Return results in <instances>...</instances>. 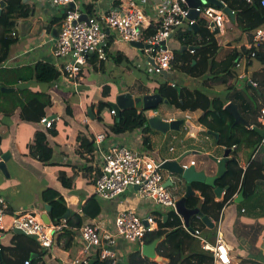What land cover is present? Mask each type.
Masks as SVG:
<instances>
[{
  "label": "crops",
  "instance_id": "crops-1",
  "mask_svg": "<svg viewBox=\"0 0 264 264\" xmlns=\"http://www.w3.org/2000/svg\"><path fill=\"white\" fill-rule=\"evenodd\" d=\"M123 1L124 0H91V3L97 4L98 7L102 10H108L114 7H118ZM26 2L29 3L30 12L25 18L19 19L17 21L14 31L11 32V39L15 40L16 43L9 48V58L4 66L7 68H23L27 70L26 73H29V71L31 72L33 69H35L37 64L48 63L54 66L58 71H60V65L63 64V61L57 60L54 56L56 43L55 37L53 36V32L56 29L60 30V22L55 21V19L58 18L57 16L60 14L59 10L47 1L42 2L40 0H24V3ZM155 3V0H150L149 2H142V5L144 4L143 6L147 7L148 14L152 17H155V15H153L150 8L155 5ZM59 21H61V19H59ZM230 21H233L235 25L230 27V29L228 30L223 29L221 31L220 29L214 31L210 29L208 25L206 26L208 33L212 35L214 44L216 45V47L211 48V50L214 51L212 57L215 56V53L217 51L222 50L219 56V61L226 59L229 54H231V52L235 50L242 53L243 50H246L249 47V44L251 42L250 33H245L238 26L234 19L228 17V21L225 24L231 23ZM153 25L155 26V23ZM185 28H187L186 24H184L179 29L183 30ZM226 31H229V33ZM107 32L112 36L114 42L112 44L108 43V41L112 39L107 38L105 46H102L103 56L105 57L103 60L105 62L106 73L99 74L97 72H92V65L88 64L84 69L85 72H87L88 77H85V82L82 86H80V92H74L73 88L67 85L66 89L64 86L65 84L62 82L61 76L57 81L50 83L39 82L37 80L30 79L28 81H20L18 84V86L24 87L25 89L30 88L32 91L35 89L34 91L37 93L47 94L52 99V104L53 93L56 94L60 92L61 98H64L66 92L67 94L69 93L71 95H75L77 101L76 121H73L72 123H70V125L63 124V121L60 120V118H62L63 116L60 110L48 112L49 116L47 117V119L53 121V127L51 129H48L41 123L37 126H33V124L23 125L24 122H21L20 118L18 117L21 113L20 109L16 110L15 115H13L12 117L17 119V125L15 126L14 132L11 130L10 124L8 122L10 119H12L10 118L7 119V123L9 126H7V128L0 133V155L6 152H9L11 154V158L7 163V168H13L10 167V163L14 160V153H17L20 157L26 160L31 159L33 165H35L36 163V167L33 165L32 166L35 167L37 170H39L38 165L40 164L43 175L46 171L45 168L47 167V165L43 164L42 158L40 156V150L37 145L32 144V142L36 137H45L54 150L53 158L48 166L54 169L52 174L57 176V179L60 174H63L64 177L67 179L68 185H64L59 177V187L45 188L44 180L41 185V189H39V187H37L36 189L30 188L26 190L25 197H23L24 188H21L24 185V181H21L18 187H13L9 185L8 192L7 189H5L6 185L4 184V180H0L1 185H3V189L2 191H0V194L8 200L10 214L28 212L34 209L43 211L45 210V206L48 205L42 202L43 192L48 188H55L61 192L68 210L72 212L70 217L74 221L76 228L89 224H96L100 225L102 228H105L107 230L113 229L117 215L123 210L131 209L139 211L142 216H148L152 213H155L158 217L161 218L159 232H161V230H164L165 232H167L166 234H170L171 230L169 228L162 227L161 223L164 220L162 218H166L168 213L171 211L168 209H163L161 207L154 208L153 206H149L145 201H143L139 197L138 191L134 189H127L124 193H122L111 201H105L98 198L95 195V180L97 172L96 167L101 163L103 154L108 151H111L113 148L116 147H126L131 148L132 150L138 152L140 155L150 156L158 163L175 161L185 156L180 163L181 165L189 164L190 162L195 161L196 165L192 168H194L196 172H203L206 177L216 176L218 171V164L212 159V157L219 160L222 159L225 154L226 148L218 144V140L220 138V135L218 133L214 132L218 135V137L210 135L208 133L207 128L200 124L199 118L204 113L203 109L200 108L195 111H182L174 106L165 104L168 107H160L156 111H145V115L148 121L156 114H160L162 116V119L166 122H171L173 120H186L189 117L190 120L198 128H204L206 130L204 132H199L196 138H189L187 140V130L184 125L181 126L180 131H169L168 133H162L158 130L152 129L149 125V122H147V131L145 130L146 128L144 126L143 129L141 128V130L136 129L132 132L123 131L122 134L116 137H108L106 135L107 138L102 146V151H96V154L94 155L93 159H90L89 157L80 155L78 153V135L85 129L88 130L89 134L93 135V137L99 133L105 134L106 130L109 129L113 124V119L110 114V110L113 109L111 107V103L115 102V98L118 95L124 93H130L133 96L153 95L155 91L158 90L157 88L159 83H162L167 79L169 80L168 82L174 83L177 86L176 88L180 87V90L182 88H187L191 91H203L206 94L208 93V97L210 100L215 98H221L225 100L228 94V87L232 86L238 90H244L246 88V85H248L250 82L254 84L253 88H256L257 92H259L256 86L258 83H262L264 80V63L260 62L258 59H251L249 61V59L243 58L240 65L227 75L230 80L229 85L218 83V81L216 80L217 78L215 77L212 78V82L209 84L204 81L205 77H197L193 75L189 64L193 61H200L199 59L201 58V55H198V51L201 50V46H204L206 45V43L210 42V38L206 37L202 39V37H200L199 46H195L199 47V49L195 51H190L183 50V47L181 46L180 42L176 38H174L175 36L173 35L172 39L169 41L168 44L169 47L173 50L174 55L177 50H180L182 53L186 51L187 53L181 54V57L177 58L174 63H172L171 70L167 72V78H157L156 76L151 77L149 73L151 72L152 66L148 65L140 57V51L128 44L120 43V41H118L117 39L118 36L115 32ZM216 34L217 36H215ZM118 53L119 55L122 54L124 56L119 64L115 63L111 57L118 56ZM57 62L59 64H57ZM142 73L145 74V77L142 75ZM259 76L261 77L259 78ZM119 83L122 86L121 88ZM107 84H112L113 87V92L104 98V103L108 104L110 107L109 114L111 116L112 121H110L107 126H95L98 120H102L101 114L104 110L100 109L98 102L101 98L102 87ZM18 86L10 89H14V91L12 92H15L18 90ZM136 90H139L142 93L137 94ZM18 95L22 97L19 92ZM86 98L91 99L90 103L97 102L93 111V119L90 118L88 114V109L90 108L86 107ZM229 103L231 102H225L223 108L225 109V107ZM35 109L30 108V112L34 113ZM249 119L251 121H254L256 119L261 124L260 117H258L257 119L253 115H249ZM0 120V124L2 125V114H0ZM82 124H86L88 126H81ZM59 125H63L66 130L62 131L61 128H59ZM259 128L264 130V126ZM248 129L253 130L252 128ZM242 130L243 129L239 128L236 129V135L239 138L245 137L242 133ZM201 134L206 135V138L208 139V141H210L209 144H204L202 141H200L199 137ZM181 135L183 137L184 142L186 143L183 144L180 149L175 145V142H170L169 145L167 144L169 138H172L174 141H176L180 139L179 137ZM258 136L261 137L260 135ZM210 137H212L214 140H212V138ZM231 151L232 152L230 154V159L234 161L233 168L235 171L246 170L251 160L264 165V148H262L257 154H253V150L247 147L246 145H242L239 148L232 147ZM19 172L23 173V170L20 168ZM29 173L30 172L28 171V175ZM8 174L9 177H5L7 179H10L12 175L10 174L9 170ZM170 174L172 179L174 180L176 188L172 186L169 187L173 190L175 195L181 199L186 192L188 183L184 179H182V176L173 173ZM34 178L38 179V175H36V177ZM78 178L79 181L77 182ZM228 181L229 183H232L234 181V177L230 176L228 178ZM216 184L219 185L218 187L222 188L226 186L224 182H220V179L216 182ZM80 185L86 186L87 189L84 195L80 196L78 199L70 198L69 195L66 194V191H64L67 190L69 192H73ZM19 188L22 191H20ZM260 189L262 192L264 191V187H261ZM195 193L200 195L199 192L195 191ZM20 197L22 198L21 201ZM13 199H17V201H14ZM222 199L223 195L221 198L217 197L218 202ZM81 202H83V205H81ZM229 208L226 209V213ZM177 215L180 216L179 214ZM180 218L183 222V218L181 216ZM214 218L215 217H211L210 219L214 222V228H216L217 231L216 224L218 222H216ZM255 220L256 216H252L246 212L243 213V223L250 224ZM10 224L11 218L10 216H8L6 218V225L9 226ZM221 226L222 233L224 235L223 220ZM210 230L213 229H209L207 226L206 229H202V237L210 245H214L216 242V237L212 239L209 236L203 235L205 231ZM71 233L74 239L71 242V245L69 246H67L69 241V235H66L65 233L56 234L51 254L44 258L43 262L48 264H75V260L78 257L81 248L83 247V243L79 231H71ZM17 235L21 236L22 238L20 239V237H16ZM26 237L28 236L7 231L3 233L2 238L0 239V243L6 244L11 248H19L17 246L19 245L20 248L15 250L16 257L20 255H26V253H30L32 254V259H34L36 258L34 257L36 256V254L41 253V249L36 248L33 250L30 244L25 239ZM193 238L196 239L195 237ZM260 240L262 242L260 243L259 248L264 253V236L260 237L257 243ZM151 243L152 240L148 242L145 241L144 243H129L123 238H119L114 248L117 254L119 255V262L125 261L130 254L138 251L140 252L143 258L148 260V264L149 261H155L156 264L157 262L155 258H148L143 253L144 248H146V246L150 245ZM137 247L139 249H137ZM194 249H201L202 251H204L201 248V243L200 245H198V247H194ZM187 253L188 249H186V254ZM156 254H158L157 256L160 255L159 247L157 249ZM231 258H233L234 260L232 264H241V259L234 257L232 253Z\"/></svg>",
  "mask_w": 264,
  "mask_h": 264
},
{
  "label": "trees",
  "instance_id": "trees-1",
  "mask_svg": "<svg viewBox=\"0 0 264 264\" xmlns=\"http://www.w3.org/2000/svg\"><path fill=\"white\" fill-rule=\"evenodd\" d=\"M5 2V6L0 14V114L3 115L2 125L0 124V133L3 132L8 125L7 119H10L15 115L16 110L21 109L19 118L21 122L38 125L43 118H47L49 113L47 108L52 105V99L47 94H33L39 97H44L42 101L38 97H33L35 104H29L24 99V87L18 86L20 81H28L30 79L37 80L39 82H55L60 78V72L51 64L39 63L36 65L35 69L31 72L26 73L27 70L23 68H7L5 63L9 58V48L16 43L15 40L11 39V32L14 31L17 21L19 19L25 18L29 12V3H24V0H2ZM80 4L81 11L88 15L92 14L93 4L91 0H76ZM96 1V0H94ZM224 2L227 7H229L233 12H235V22L238 26L245 32L250 33L256 28L264 26V8L261 7L259 0L254 2H247L246 0H220ZM56 22H60L58 18L55 19ZM197 26L200 27L198 33H195L192 28H185L183 30L177 29L174 32V38H176L182 47H195L199 46V38H210V42L206 45L201 46V50L198 51V55H201L200 61L191 62L190 68L193 75L197 77H205V82L211 83L212 78H217L218 83L229 85L228 74L236 69L240 65L243 59V53L239 51H233L229 56L219 61V56L221 51H217L215 56H213L214 51L211 48L216 47L212 35L208 33L206 28L207 23L203 20H197ZM156 32L155 26H152L149 31H146V36L153 35ZM112 39V36H109ZM114 41L109 40L108 43L112 44ZM183 53L180 50L175 52V60L181 57ZM118 56L112 57L113 61L119 64L123 55L119 53ZM210 55V56H209ZM249 61L251 57L248 55ZM260 62L264 63V54H258L257 58ZM174 60V61H175ZM174 61L172 63H174ZM92 65V72L105 74V62L99 57L98 54H92L87 59V65ZM86 66L79 73L77 81L80 86L85 82V77H88L87 72H85ZM147 74V73H146ZM145 77V74L142 73ZM148 75V74H147ZM264 79V73H263ZM147 80V79H146ZM168 79L162 83H159L158 90L161 96L168 100L169 105L176 107L182 111L186 110H197L202 108L204 113L199 118L200 124L207 128L208 131L216 132L220 135L218 144L224 146L226 149H231L232 147L239 148L242 145L253 150V154L262 138L256 134L255 131L246 128L243 125H236L235 119L224 109L225 102H231L238 105L241 115L251 124V126L262 127L258 120L251 121L249 115H257L260 117V109L252 110L251 101L247 91L251 92V87L246 85L244 90H238L235 87H228V94L225 100L221 98L209 99L208 93L201 91H191L187 88H182L178 91V88L171 87L168 85ZM18 86V90L15 92H4L2 88H13ZM258 91L253 90L256 96L264 95V80L262 83H258ZM256 89V88H254ZM82 91V90H81ZM155 91V90H154ZM18 92L22 97L18 95ZM76 92V91H74ZM80 92L78 89L77 93ZM113 92L112 84H107L102 87L101 98L99 99V107L104 110L106 107L110 108L108 104L104 103V98ZM137 94L142 93L136 90ZM86 107L91 108L93 111L97 102H91V99H85ZM38 102V103H37ZM13 106V110L10 108ZM163 105V104H161ZM158 109L160 108V106ZM30 108H36L34 113L30 112ZM111 111V110H110ZM146 110H135L127 109L124 110L120 119L116 116L111 115L113 119V124L109 129L106 130L105 134L110 137H116L123 133V131H134L138 127H144L147 131L148 119L145 115ZM66 118H60L63 124L70 125L73 118L72 108L67 105L65 111ZM1 123V120H0ZM88 126V125H81ZM243 129L242 133L245 137L239 138L236 135V129ZM211 135V134H210ZM32 144L37 145L40 150L42 162L44 165H49L53 158L54 150L51 144L45 137L35 138ZM78 153L93 159L96 154V147L93 135H90L88 130H84L78 135ZM234 161L230 160L228 164V171L224 178L220 179V182H224L228 187L225 190L223 199L217 201L215 194V189L219 185L211 186L206 183L195 182L191 186L194 191L199 192L200 195L190 197L186 201V208L189 210L195 209L201 202V211L204 216L213 218L216 222L219 221L221 215L223 220V231L227 243L230 247L232 255L236 258L241 259V264H264V260H261V256L264 255L263 251L257 246V241L260 237L264 236V217L260 214L261 210L264 209V200H259L257 195L261 187H264V165L256 163L251 160L246 170H237L233 168ZM234 177V181L229 183L228 178ZM60 179L62 183L67 184V179L63 174H60ZM243 192L244 200L240 205L234 202V196ZM251 199L252 201H250ZM246 201H250L248 207L243 206ZM42 202L48 204L52 207L49 213L50 219L55 222L64 217L68 208L66 206L64 197L61 192L55 188H48L42 194ZM241 206L239 210L237 209V215L231 222H226V209L231 206ZM245 207V208H244ZM244 208V209H243ZM225 209V210H224ZM246 209V210H245ZM248 213L252 216H256V220L250 224L243 223V213ZM223 213V214H222ZM161 223L162 227L169 228L170 234L167 239L159 245L160 255L169 259L170 264H213V257L209 252H205L194 247L197 245L196 240L193 236L184 228L183 222L174 211L168 213L166 218ZM198 228L206 229V225L203 221L198 220L197 216H193L190 220V228L193 231ZM62 234L69 235V241L67 246L71 245L73 241L72 233L69 230L61 232ZM164 230H161L157 235H147L145 241L154 240L156 237L163 236L166 234ZM233 234L235 241L238 243L240 251H235L233 244L234 240L230 234ZM16 237L21 236L17 235ZM19 239V240H20ZM30 244L31 248L34 250L40 248L34 238H25ZM19 248L20 246L17 245ZM19 248H11L6 244L0 243V264H25L26 261H30L31 264H48L41 261L40 254H36V258L32 259V254L26 253L23 256H15V250ZM186 249L188 253L186 254ZM117 264H148V260L143 258L140 252H134L126 258L125 261L119 262Z\"/></svg>",
  "mask_w": 264,
  "mask_h": 264
},
{
  "label": "built area",
  "instance_id": "built-area-1",
  "mask_svg": "<svg viewBox=\"0 0 264 264\" xmlns=\"http://www.w3.org/2000/svg\"><path fill=\"white\" fill-rule=\"evenodd\" d=\"M40 1L50 2L59 10V13L61 10L64 11L60 21L59 36L55 39L54 56L57 60L63 61L59 71L62 82L71 86L76 92L79 89L78 75L86 66L88 57L96 53L101 59L105 58L103 47L110 36L107 31L115 32L120 43L132 46V42H143L144 45H152L153 47L150 49L138 50L140 57L148 65L152 66L149 58L155 62L149 75L160 78L165 77L164 74L171 70L172 62L175 60L174 52L168 44L171 34L174 35V32L184 24L191 28L197 23V20L188 19L189 8L184 0H155V5L150 8L155 17L149 15L147 7L142 5V2L150 0H124L118 7L108 10H102L93 3L91 15L83 13L76 0ZM246 1L252 2L251 0ZM259 2L264 8V0H259ZM71 4H75L76 8L71 9ZM224 5L227 7L225 3ZM2 9L0 3V14ZM196 10L211 20L213 26L208 23L207 25L214 31L223 29L228 21L229 16L223 9L214 5L202 4ZM83 14L88 16L87 22L79 21ZM154 23L156 32L146 36V31H149ZM250 36L249 47L242 51L243 58L247 59L249 55L251 59H256L258 54H264V26L250 32ZM165 41L166 50L162 46V42ZM57 64L59 63L57 62ZM168 85L176 87L172 82H168ZM110 114L116 115V111L111 109ZM260 122L264 126V107L261 110ZM40 123L48 129L53 127V121L47 118H43ZM106 138L104 133L94 136L97 152L102 151ZM262 148H264V138L255 153L257 154ZM163 164L164 162L158 163L150 156L140 155L130 148H113L102 155V161L96 167L95 195L102 200L111 201L124 193L130 186H136L139 188V197L149 206L161 207L177 213L176 203L180 198L166 185L169 180L171 186L176 188L170 172L162 169ZM195 165L196 162L192 161L189 164H182L181 167L185 171ZM237 196L238 194L234 196L233 200ZM44 213H46L45 210L34 209L10 214L8 200L0 194V239L4 232H15V230L21 229L36 240L41 249L40 258L43 262V259L51 254L56 234L65 230L79 231L83 247L75 264H90L93 259L96 260V264H117L120 260L114 246L119 238H123L129 243H144L147 235L154 236L160 231L161 218L155 213L142 216L139 211L131 209L121 211L115 219L114 228L110 230L96 224L76 228L71 217L61 218L55 222L51 220L50 224H46L42 219ZM8 216L11 218L9 226L6 225ZM197 219L201 221L202 217L197 216ZM183 224L184 228L200 241L201 248L210 252L213 264H232L234 262L231 258L229 245L222 233L221 217L216 224L217 235L214 245H210L202 237L199 228L190 231L184 221ZM153 262L149 261V264H155V261ZM25 264L31 263L26 261Z\"/></svg>",
  "mask_w": 264,
  "mask_h": 264
},
{
  "label": "water",
  "instance_id": "water-1",
  "mask_svg": "<svg viewBox=\"0 0 264 264\" xmlns=\"http://www.w3.org/2000/svg\"><path fill=\"white\" fill-rule=\"evenodd\" d=\"M184 1L187 7L189 8V14H188L189 20H203L204 22L213 26L211 20L208 19L205 16V14L203 13L200 14L196 10V8L206 3L210 5H214L220 9H223V11L230 18L232 19L235 18V12H233L229 7H225L224 3L220 0H184ZM251 1L254 2L255 0H251ZM0 3H1L2 8H4L5 2L0 0ZM70 8L75 9L76 5L71 4ZM63 15H64V11L61 10L60 14L57 16L58 19H62ZM79 21L87 22L88 16L86 14H83ZM191 28L194 30L195 33H198V31L200 30V27H198L196 23ZM53 36L55 37V39L58 38L59 36L58 29H56L53 32ZM172 37H173V34H171L168 40H171ZM131 45L132 47L137 48L141 51H143L144 49H150L153 47L152 45H144L143 42H132ZM162 46H163V49L165 50L167 49L166 41L162 42ZM197 49H199V47H183V50L195 51ZM149 62L151 63L152 66L155 65V62L152 58H149ZM167 75L168 73L166 72L164 74L165 78H167ZM248 85L251 86L252 88L254 87V84L252 82H250ZM2 91L12 92L14 91V89L2 88ZM178 91H180V87H178ZM161 104L169 105V102L168 100L164 99L161 96L159 90H156L153 95H147V96H133L130 93L120 94L115 98V102L111 103V107L116 111V117L120 119L122 116V112L124 110L135 108L137 110H146V111L155 110L156 111L159 105ZM225 109L235 119L236 125H243V126H246L247 128H252L258 135L261 136V138H264V130L256 126L251 127L250 123L242 117L239 111L238 105L234 103H229L225 107ZM88 114L90 118L92 119L94 118L93 110L91 108L88 109ZM148 122L152 129L158 130L162 133H168L169 131H180L181 126L184 125L187 130L186 140L189 138H196L199 132L206 131L204 128H198L189 118L186 120H173L171 122H166L162 119V116L160 114H156L154 117L150 118ZM208 133L215 137H218V135L212 131H208ZM231 152H232L231 149H226L223 158L220 160L212 157V159L218 164L217 175L213 177H206V175L203 172H196V170L192 167L183 171L182 167L180 166V163L185 156L175 161H167L162 165V169L167 170L170 173L178 174L182 176V179H184L188 183L184 196L176 203L177 213L183 218L185 222V226L187 228H190V220L193 216H200L202 217L203 223L209 229H214L215 227L214 222L209 217L204 216V214L201 211V202L198 204V206L195 209L189 210L186 208V201L188 198L196 196V193L191 186L192 183L194 182L206 183L214 187L216 186V182L219 179H222L226 176L227 171H228L227 164L231 160L230 159ZM10 158H11V154L9 152H6L0 155V171H2L7 177H9L7 163ZM166 185L171 186V182L167 181ZM128 189H134L136 191L139 190V188L136 186H130ZM227 189L228 187L226 188L216 187L215 194L217 195L218 198H221L222 193ZM243 195H244L243 192H241L238 195V197L235 199V202L237 204H240L243 202L244 200ZM45 210H46V213L42 215V219L46 224H50L51 219L48 214L51 212L52 207L50 205H46ZM71 214L72 212L68 210L66 214L64 215V217L62 218L67 219L70 217ZM189 230L193 231L192 229H189ZM15 233L28 236L21 229L15 230ZM168 235L169 234L156 237L150 245H147L146 248H144L143 250L144 255L147 256L148 258H155L158 264H169L168 259L160 255L157 256L158 254H156L159 245L167 239ZM28 237H31V236H28ZM90 264H96V260L93 259L90 262Z\"/></svg>",
  "mask_w": 264,
  "mask_h": 264
},
{
  "label": "rangeland",
  "instance_id": "rangeland-1",
  "mask_svg": "<svg viewBox=\"0 0 264 264\" xmlns=\"http://www.w3.org/2000/svg\"><path fill=\"white\" fill-rule=\"evenodd\" d=\"M234 25H235V23L232 21L229 24H225L223 29L224 30H228V29H230V27H232ZM223 29H221V31ZM226 32L229 33V31H226ZM215 36H217V34ZM260 77L261 76H259V78ZM119 85H120V88H121L122 86H121L120 83H119ZM64 86L67 89V86L66 85H64ZM34 90L32 91L30 88H27L26 91H24V96L23 97L29 104H35L33 97H35L36 95H33V94H39L40 95V93H37ZM250 90H251V92L247 91V94L249 95V99L251 101V109L252 110L253 109L254 110H256V109L258 110L264 104V95L263 96H256L255 93L253 92V90H256V89L251 88ZM60 95H61L60 92L56 93V94H54V93L52 94V96H53V104H52L51 107L47 108V111L48 112L49 111L50 112H54V111H60L61 110L63 118H66V115H65L66 112L65 111H66L67 105H69L72 108L73 115H74V117L73 118H69V120L72 119L71 123L73 121H76L77 120V108H76L77 107V101H76V96L73 95V94L71 95L69 93L67 94V92H66V95L64 96V98H61ZM36 97H38L39 101L40 100L43 101L45 99L44 97H39V96H36ZM160 107L161 108H166L168 106L163 104ZM10 108L13 110V106L12 105H10ZM101 115H102L101 116L102 120H98L97 123L95 124V126H107V124L110 121H112L111 120V116L109 114V108L106 107ZM253 116L255 118H257V115L253 114ZM8 122L10 124L11 130L14 132L15 126L17 125V119L12 118ZM28 124L29 123H25V122L23 123V125H28ZM33 126H37V125H33ZM59 126H60L59 128H61L62 131L66 130V128L63 125H59ZM141 128L143 129V127H138L136 129L141 130ZM179 138L180 139L176 140V141H174L172 138H169L167 144L169 145L170 142H175V145L180 149L182 147V145L185 144L186 142H184L182 135ZM210 138H212V137H210ZM199 139L204 144H209L210 143V141H208V139L206 138L205 134H201ZM212 140H214V139L212 138ZM0 143H1V141H0ZM13 157H14V160L10 163V167L11 168L13 167V168L12 169L8 168L10 174L12 175L11 178L7 179L5 177L6 175L0 171V174H4V175H0V180H4V184L6 185L5 189H7L8 192H9V190H8L9 185H11L13 187H18V185H19V183L21 181L22 182L24 181V185L21 188V189L24 188L23 197H25L26 190H28L30 188H35L36 189L37 187H39V189H41V185H42L44 180H45V188H47V187H59L60 186V181L58 180L59 177L57 179V176L52 174L53 170H54L52 167H49L47 165V167L45 168L46 171H45V173L43 175L40 164L38 165V169L39 170H37L35 168L36 167V163H35V165H33L31 159L26 160V159L20 157L17 153H14ZM32 165L35 166V167H33ZM20 168L23 170V173L19 172ZM28 171L30 172L29 175H28ZM17 172H19V173H17ZM36 175H38V179L34 178V177H36ZM78 181H79V178L77 179V182ZM2 187H3V185H1V183H0V191H2V189H3ZM21 189H20V191H22ZM86 189H87L86 186L80 185L73 192H69L67 190H64V191H66V194L69 195L70 198L78 199L80 196L84 195ZM263 192L261 191V189L259 190L258 195H257L259 200L264 199ZM13 200L17 201V199H13ZM21 200H22V198L20 197V201ZM249 200L252 201L251 199H249ZM250 201H246L243 204V206L248 207L250 205V203H251ZM81 205H83V202H81ZM237 209H238V206H236V205L231 206L228 209V211L226 213V216H225L226 222H231L235 218V216L237 215ZM260 214L262 215V217H264V209L261 210ZM216 233H217L216 228H214L213 230L205 231V233L203 235L209 236L210 238L214 239L216 237ZM230 235H231L232 239L234 240V244H233V247L235 248L234 250L235 251H240L238 243L235 241V239L233 237V234L231 233ZM195 240H196L195 242L197 244V246H195V247H198V245H200V242H199L198 239H195ZM261 242L262 241L260 240L257 243L258 247H260V243ZM138 247H137V249H139ZM261 260L262 261L264 260V255L261 256Z\"/></svg>",
  "mask_w": 264,
  "mask_h": 264
},
{
  "label": "clouds",
  "instance_id": "clouds-1",
  "mask_svg": "<svg viewBox=\"0 0 264 264\" xmlns=\"http://www.w3.org/2000/svg\"><path fill=\"white\" fill-rule=\"evenodd\" d=\"M59 31V30H58Z\"/></svg>",
  "mask_w": 264,
  "mask_h": 264
}]
</instances>
